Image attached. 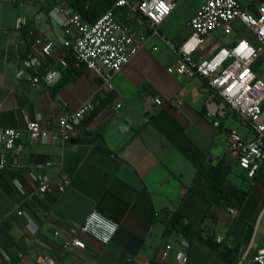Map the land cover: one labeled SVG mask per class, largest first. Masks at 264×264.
Here are the masks:
<instances>
[{"label": "crops", "instance_id": "1", "mask_svg": "<svg viewBox=\"0 0 264 264\" xmlns=\"http://www.w3.org/2000/svg\"><path fill=\"white\" fill-rule=\"evenodd\" d=\"M205 1L176 0L158 26L161 35L150 36L114 76V88L104 91L101 79L86 67L64 69L51 86H35L18 75L30 28L56 41L47 58L56 65L63 54L64 26L62 15L52 10L74 6L76 0H0V130H23L10 154L22 166L0 168V258L5 264H40L43 254L63 264H176L180 250L189 255L187 264H253L264 247V162L254 177L248 176L227 143L229 130H237V115L227 113L216 126L207 115L206 81L169 71L182 61L171 44L178 46L189 34V21ZM239 2L256 12L261 0ZM118 14L125 17L122 10ZM20 17L27 21L22 29ZM231 27V39L260 45L241 18ZM134 32L142 34L138 26ZM220 45L212 36L196 57ZM262 62L264 50L254 64L259 76ZM147 95H178L185 104L147 109ZM91 98L94 108L65 144L32 142L24 130L28 120L40 117L56 131L63 110ZM239 132L254 136L248 125L245 133ZM2 148L0 143V152ZM41 176L50 179V192L38 191ZM95 208L119 222L115 237L104 244L79 233L87 247L68 251L64 241ZM178 210L203 239H189L172 227ZM169 243L174 247L165 259Z\"/></svg>", "mask_w": 264, "mask_h": 264}, {"label": "built area", "instance_id": "2", "mask_svg": "<svg viewBox=\"0 0 264 264\" xmlns=\"http://www.w3.org/2000/svg\"><path fill=\"white\" fill-rule=\"evenodd\" d=\"M175 5L176 0H114L113 7L92 22L72 5H57L52 14L59 12L62 15V56L56 65H50L47 58L52 55L56 41L35 29H27L30 44L18 75L35 86H51L60 80L64 69L70 66L86 67L101 79V88L110 91L114 88V76L131 61L148 38L161 35L158 26ZM120 10L124 11L125 17L118 14ZM237 17L255 32L260 43L258 47L245 38H230L231 22ZM26 23V19L20 17L17 26L22 29ZM135 26L141 29L142 34H135ZM189 27V34L178 46L170 43L181 54L182 61L176 68H169V71L189 77L200 76L206 81L204 90L209 94L206 101L207 115L215 118L216 126L220 125V119L227 113H234L250 127L253 137L231 129L227 133V143L239 166L248 176L254 177L264 162V78L258 75L254 67L264 50V0L258 4L256 12L242 8L239 0H206L190 19ZM212 36L219 38L221 45L211 54L197 58L196 54L202 51ZM164 104L183 106L185 101L178 95L168 99L152 95L145 97L147 109ZM94 106L95 101L91 98L76 109L63 110L56 120V131L46 128L40 117L28 120L24 130L32 142L54 141L65 144ZM22 134L23 130L12 127L0 130V143L3 146L0 152L1 169L7 165L22 166L20 161L10 160L11 151ZM38 179L39 192L52 190L47 176ZM68 184L69 181H66L59 189L64 191ZM119 226L118 221L95 208L87 215L79 230H74L72 237L64 241V246L74 253L83 251L87 245L79 233L88 234L107 244L115 237ZM173 247L171 243L166 245L163 251L165 259L170 257ZM176 259V264H187L189 255L180 250ZM38 262L63 264L48 254L41 255ZM251 262L264 264V247L258 250ZM0 264H5L4 259L0 258Z\"/></svg>", "mask_w": 264, "mask_h": 264}, {"label": "trees", "instance_id": "3", "mask_svg": "<svg viewBox=\"0 0 264 264\" xmlns=\"http://www.w3.org/2000/svg\"><path fill=\"white\" fill-rule=\"evenodd\" d=\"M72 1H70L71 3ZM114 0H76L73 5L75 8L91 22L96 20L102 13L112 8ZM72 60V57L69 56ZM171 225L174 229L179 230L189 239H203L202 234L199 231H194L188 224L183 221V213L178 210L171 219ZM210 245L218 247V244L211 239H207Z\"/></svg>", "mask_w": 264, "mask_h": 264}, {"label": "rangeland", "instance_id": "4", "mask_svg": "<svg viewBox=\"0 0 264 264\" xmlns=\"http://www.w3.org/2000/svg\"><path fill=\"white\" fill-rule=\"evenodd\" d=\"M259 74L260 76H262L264 78V62L261 63V65L259 66ZM236 128L237 130L245 133L247 131V124L238 116L236 117Z\"/></svg>", "mask_w": 264, "mask_h": 264}, {"label": "snow or ice", "instance_id": "5", "mask_svg": "<svg viewBox=\"0 0 264 264\" xmlns=\"http://www.w3.org/2000/svg\"><path fill=\"white\" fill-rule=\"evenodd\" d=\"M242 47H245V46H242Z\"/></svg>", "mask_w": 264, "mask_h": 264}]
</instances>
